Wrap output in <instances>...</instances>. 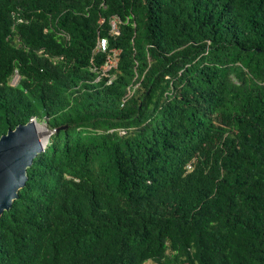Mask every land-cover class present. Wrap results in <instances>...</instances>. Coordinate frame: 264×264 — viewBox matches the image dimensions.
Wrapping results in <instances>:
<instances>
[{"label": "trees", "instance_id": "trees-1", "mask_svg": "<svg viewBox=\"0 0 264 264\" xmlns=\"http://www.w3.org/2000/svg\"><path fill=\"white\" fill-rule=\"evenodd\" d=\"M31 118L0 264H264V0H0V135Z\"/></svg>", "mask_w": 264, "mask_h": 264}, {"label": "water", "instance_id": "water-1", "mask_svg": "<svg viewBox=\"0 0 264 264\" xmlns=\"http://www.w3.org/2000/svg\"><path fill=\"white\" fill-rule=\"evenodd\" d=\"M64 128L59 126L55 130ZM43 150L34 120L0 135V216L11 207L27 180L26 169Z\"/></svg>", "mask_w": 264, "mask_h": 264}, {"label": "built area", "instance_id": "built-area-1", "mask_svg": "<svg viewBox=\"0 0 264 264\" xmlns=\"http://www.w3.org/2000/svg\"><path fill=\"white\" fill-rule=\"evenodd\" d=\"M111 32L113 34H117L118 33V28L116 25L115 20H112L111 22ZM67 38V36H66ZM96 52H104L107 53L109 51V54L106 56V59L102 65L101 68V75H106V73L108 71H110L112 68H115L117 65V56L119 54V50L117 49H108V42H107V38L106 37H99L97 40V44H96V48H95ZM14 77H18V75L15 73ZM16 78H14L13 80H16Z\"/></svg>", "mask_w": 264, "mask_h": 264}, {"label": "rangeland", "instance_id": "rangeland-1", "mask_svg": "<svg viewBox=\"0 0 264 264\" xmlns=\"http://www.w3.org/2000/svg\"><path fill=\"white\" fill-rule=\"evenodd\" d=\"M14 78H16V77H13V79ZM13 79L10 82L11 84H15L17 82V78H16V80H13ZM34 122H35V126H36L38 134H39V130H45V131H43V136H46V138L49 137V134L52 132V130L46 125V123L42 122V120H37V121L34 120ZM39 136H40V134H39ZM43 147H44V144H43Z\"/></svg>", "mask_w": 264, "mask_h": 264}, {"label": "bare ground", "instance_id": "bare-ground-1", "mask_svg": "<svg viewBox=\"0 0 264 264\" xmlns=\"http://www.w3.org/2000/svg\"><path fill=\"white\" fill-rule=\"evenodd\" d=\"M43 131H45V130H39V134H40V139H42L41 140V142H42V145L44 144V146L46 145V143H47V140H48V137L46 138V136H43ZM38 134V135H39ZM48 135V134H47Z\"/></svg>", "mask_w": 264, "mask_h": 264}, {"label": "clouds", "instance_id": "clouds-1", "mask_svg": "<svg viewBox=\"0 0 264 264\" xmlns=\"http://www.w3.org/2000/svg\"><path fill=\"white\" fill-rule=\"evenodd\" d=\"M17 74V73H16ZM15 75V74H14ZM14 75H13V77H14ZM18 75V74H17ZM13 77H12V79H13ZM12 79H11V81H12ZM19 79V75H18V77H17V80ZM16 84V83H15ZM15 84H12V85H15ZM30 120H35V118H31Z\"/></svg>", "mask_w": 264, "mask_h": 264}]
</instances>
